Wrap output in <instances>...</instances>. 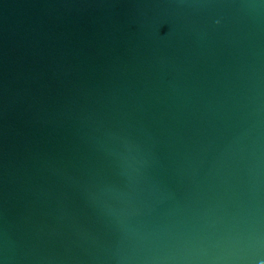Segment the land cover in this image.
<instances>
[{
	"label": "water",
	"instance_id": "1",
	"mask_svg": "<svg viewBox=\"0 0 264 264\" xmlns=\"http://www.w3.org/2000/svg\"><path fill=\"white\" fill-rule=\"evenodd\" d=\"M0 264H264V0H0Z\"/></svg>",
	"mask_w": 264,
	"mask_h": 264
}]
</instances>
